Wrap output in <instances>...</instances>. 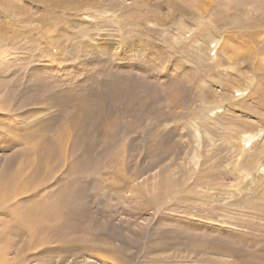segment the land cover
I'll return each instance as SVG.
<instances>
[{
    "label": "rangeland",
    "instance_id": "374dc122",
    "mask_svg": "<svg viewBox=\"0 0 264 264\" xmlns=\"http://www.w3.org/2000/svg\"><path fill=\"white\" fill-rule=\"evenodd\" d=\"M0 264H264V0H0Z\"/></svg>",
    "mask_w": 264,
    "mask_h": 264
},
{
    "label": "bare ground",
    "instance_id": "6f19581e",
    "mask_svg": "<svg viewBox=\"0 0 264 264\" xmlns=\"http://www.w3.org/2000/svg\"><path fill=\"white\" fill-rule=\"evenodd\" d=\"M188 32V31H187ZM112 43H115L113 41H111ZM129 42V41H128ZM109 43V42H108ZM87 45V44H86ZM115 45V44H114ZM117 45V44H116ZM195 45V44H194ZM89 46V45H88ZM126 46V45H125ZM144 46V44H143ZM132 41L131 43L129 44L128 48L127 49H122L123 52L126 51L128 52L127 54L128 55H131L133 57V55L131 54L132 52H129V50L132 51ZM135 48V47H134ZM140 51V50H139ZM144 51V50H143ZM135 52L133 51V54L134 55H140L141 56V59L144 60L145 62L148 61L150 62V60H155L157 61L160 56H154V57H148L147 54L145 52ZM99 53V51H98ZM125 53V52H124ZM150 56V55H149ZM135 57V56H134ZM139 59V58H138ZM152 63V62H151ZM161 68V67H160ZM161 91V90H160ZM167 91H163V94L166 96V94L164 93ZM161 93V92H160ZM162 95V93L160 94ZM159 95V96H160ZM177 95V94H176ZM175 94L172 95V94H168L166 97L163 96V99L162 100H159V97H158V94L155 93V95L152 97L153 100H154V106H156L155 108H153L154 106H152L153 110H157V116L160 117L163 115V110H161V106H165V104L167 103V107H176V108H179L180 105L177 104V99H176V96ZM158 97V98H157ZM262 100V99H261ZM167 101V102H166ZM166 102V103H164ZM210 106V105H209ZM151 107V106H150ZM166 107V106H165ZM169 111V110H168ZM246 136H248L246 134ZM251 138V136H249V139ZM248 140V139H247ZM60 197L62 199H66L63 201L64 203V206H63V209L65 208L66 209V206H71V205H74V202L78 199L77 196H73L72 193L68 192L66 194H62L60 195ZM35 206H32L30 205L29 206V209L28 211H25V214L21 217V219L19 220V222L22 224V225H25V226H28L31 228L32 231H35L38 230L42 225V223L46 220H49V221H54V222H61V220L63 219L62 217V210L57 207V209L55 210V208H51L50 206H48L50 203L46 200H39V201H34L33 203ZM33 208H35L33 210ZM81 209V208H80ZM68 209H66L67 211ZM68 213V211H67Z\"/></svg>",
    "mask_w": 264,
    "mask_h": 264
}]
</instances>
